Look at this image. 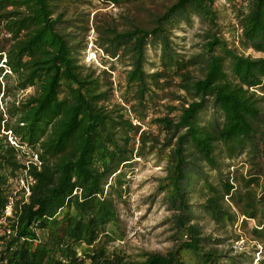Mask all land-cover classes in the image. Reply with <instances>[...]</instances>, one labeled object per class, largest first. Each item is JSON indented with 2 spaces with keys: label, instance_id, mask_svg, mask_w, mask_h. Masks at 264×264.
Returning a JSON list of instances; mask_svg holds the SVG:
<instances>
[{
  "label": "trees",
  "instance_id": "obj_1",
  "mask_svg": "<svg viewBox=\"0 0 264 264\" xmlns=\"http://www.w3.org/2000/svg\"><path fill=\"white\" fill-rule=\"evenodd\" d=\"M100 2L0 0V264H264V0ZM151 162L173 246L130 255L121 211Z\"/></svg>",
  "mask_w": 264,
  "mask_h": 264
},
{
  "label": "rangeland",
  "instance_id": "obj_2",
  "mask_svg": "<svg viewBox=\"0 0 264 264\" xmlns=\"http://www.w3.org/2000/svg\"><path fill=\"white\" fill-rule=\"evenodd\" d=\"M95 7L102 8L100 0H92ZM219 6L223 8L220 3ZM102 10V9H100ZM107 11L111 8L106 9ZM113 12L117 10L113 9ZM203 25L193 18L187 25H182L176 31L175 43L182 53L186 55L197 54L200 52L203 39ZM95 33L91 31L89 37V46L85 55L87 63L94 62L96 66L103 67L100 63L101 53H97L93 41ZM255 58L262 57L252 51L246 52ZM152 62H156L154 52L149 54ZM28 91L27 93H30ZM211 118V114H209ZM208 120V119H207ZM163 166L158 167L153 162L143 163L138 166L136 173L131 177L130 192L127 197V206L121 211L122 241H117L115 246L122 249L130 255H136L141 252L165 253L173 246V222L172 213L163 203L162 196L157 195L159 181L164 177ZM194 203L199 201L195 199ZM207 227L206 233H213V226L207 217L201 220ZM245 241L235 245L240 249Z\"/></svg>",
  "mask_w": 264,
  "mask_h": 264
},
{
  "label": "built area",
  "instance_id": "obj_3",
  "mask_svg": "<svg viewBox=\"0 0 264 264\" xmlns=\"http://www.w3.org/2000/svg\"><path fill=\"white\" fill-rule=\"evenodd\" d=\"M13 213V208H12V200L7 204L4 210V217L0 221V237L4 234L3 230L1 229L2 224L5 223L7 217H11ZM11 230L7 231V234H10Z\"/></svg>",
  "mask_w": 264,
  "mask_h": 264
}]
</instances>
